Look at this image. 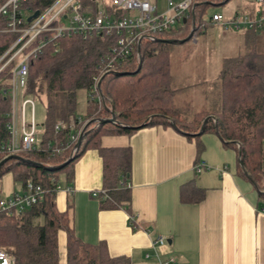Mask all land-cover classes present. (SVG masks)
Returning a JSON list of instances; mask_svg holds the SVG:
<instances>
[{"label":"trees","instance_id":"16d2710c","mask_svg":"<svg viewBox=\"0 0 264 264\" xmlns=\"http://www.w3.org/2000/svg\"><path fill=\"white\" fill-rule=\"evenodd\" d=\"M193 1L191 14L180 26L142 39L127 60L102 77L99 91L104 104L101 106L96 96L90 94L92 77L98 75L99 60L109 52L118 35H93L86 39L65 37L59 40L57 50L49 44L30 64L24 93L44 104L43 144L65 142L72 132L71 124L74 129L81 127L75 114L79 89L87 93L82 116V123L86 124L82 142L73 155L69 151L52 155L41 148L22 150L16 154L21 158L8 159L0 167V184L4 175L11 174L22 189L28 181L45 189L43 199L37 204L20 211L0 212V249L14 259V264H59L60 232L65 234V264H131L127 256H111L105 242L83 241L73 229L68 210L61 212L55 204L56 184L63 178L72 181L75 162L87 150L95 149L102 160V190L105 191L97 198L99 207H122L130 213V187L127 186L130 147L105 148L101 146L103 135H128L148 126L173 128L189 140L196 139L200 153L203 144L199 137L214 132L224 146L235 151L237 172L255 186L258 201L264 202V30H246L245 49L223 59L212 109L198 111L190 119L183 117L174 101L170 45L178 40H191L194 33H202L207 10L230 0ZM100 2L106 16L124 15L122 11L113 10L111 0ZM84 4L91 10L95 0H84ZM13 38L10 33H0V53ZM139 62L141 66L137 70ZM0 79L6 81L8 72ZM9 109V100L0 97V144L9 138L6 130ZM111 111L115 122H102L111 117ZM58 121H63L65 126L55 132ZM70 157L73 160L61 169L45 168L57 166ZM3 158L0 154V161ZM203 198L204 189L195 182L180 185L181 202L199 203Z\"/></svg>","mask_w":264,"mask_h":264},{"label":"crops","instance_id":"0c3cea01","mask_svg":"<svg viewBox=\"0 0 264 264\" xmlns=\"http://www.w3.org/2000/svg\"><path fill=\"white\" fill-rule=\"evenodd\" d=\"M149 1L163 12L169 0ZM235 1L224 4L232 6L227 15L221 14L258 15L254 0ZM224 31L222 48L227 55H222L221 65L223 59L245 49L248 37L246 30ZM199 140L203 144L200 153L196 139L189 140L173 128L148 126L128 135H103L105 148L130 147V213L122 207L101 209L92 196L102 190V160L95 149L75 162L72 181L59 180L73 192L57 190L56 207L68 210L73 229L83 241L105 242L111 256H127L131 264H157L151 244L159 234L167 238L159 254L173 257L172 264H264V202L258 201L255 186L237 172L232 148L224 146L214 132L202 134ZM200 162L206 167L193 170ZM6 175L14 184L12 175ZM188 181L204 189L199 203L180 201L179 187ZM4 192L11 195L8 186ZM58 243L59 264H65L64 232L59 233Z\"/></svg>","mask_w":264,"mask_h":264},{"label":"built area","instance_id":"2783aa9c","mask_svg":"<svg viewBox=\"0 0 264 264\" xmlns=\"http://www.w3.org/2000/svg\"><path fill=\"white\" fill-rule=\"evenodd\" d=\"M259 5L258 15L250 17L247 14L235 13L226 17L221 13H213L201 26L204 31L209 24L219 25L224 30H264V0H254ZM115 12H124L123 16H106V10L95 0L91 10L84 0H0V33H10L14 36L11 43L0 53V76L8 72V79H0V97L9 100L10 109L7 113L6 130L9 138L0 144V154L4 157L15 155L22 150L45 149L52 155H60L77 149L76 143L86 122L77 116L79 129L70 125L72 132L68 139L61 143L43 144L42 133L35 122V99L25 95L30 64L38 58L49 45L58 49L59 40L65 37L77 36L86 39L93 35H118L107 54L99 60L98 75L92 77L90 94L96 96L101 106L104 100L99 91L101 78L116 70V67L127 60L138 47L142 39L155 33L168 32L180 26L181 21L189 17L193 8V0L174 3L168 1L165 11L158 12L149 0H111ZM37 11L38 14L28 21V17ZM196 33L192 38L195 40ZM27 107H30V119L26 118ZM65 126L58 121L55 132ZM206 164L200 162L193 166L199 171ZM130 187V183H127ZM63 190L71 193L70 185L56 184L55 191ZM45 189L41 185L28 181L22 194L17 192L0 198V212L20 211L37 204L43 199ZM104 190L92 192L98 198ZM105 196V195H103ZM264 213V208L261 209ZM132 222V215L129 217ZM167 244V238L161 234L152 241L151 248L157 258V264H172L171 256L161 257L159 250ZM0 264H14V259L0 249Z\"/></svg>","mask_w":264,"mask_h":264},{"label":"rangeland","instance_id":"374dc122","mask_svg":"<svg viewBox=\"0 0 264 264\" xmlns=\"http://www.w3.org/2000/svg\"><path fill=\"white\" fill-rule=\"evenodd\" d=\"M235 0H232L234 2ZM162 0L161 3H164ZM236 2V1H235ZM232 3L228 5L211 6L204 19H208L214 12L227 15ZM158 12H160L158 10ZM224 30L218 25L206 28L202 33H198L195 39L198 43H193V38L184 43H172L170 45V73L174 89V101L182 116L188 119L201 110H210L213 107V99L218 88V72L221 69V57L227 55L222 48V36ZM189 60H184V59ZM87 93L85 89L76 92L75 114L82 117L85 113ZM29 108L26 110V116ZM45 108L44 104L35 101V121L39 132H43ZM5 183L7 185H5ZM10 189V194L23 193L19 183L12 182L9 175L1 179L0 198H6L4 189ZM256 191V190H255ZM42 222V218L39 219Z\"/></svg>","mask_w":264,"mask_h":264},{"label":"water","instance_id":"95a60500","mask_svg":"<svg viewBox=\"0 0 264 264\" xmlns=\"http://www.w3.org/2000/svg\"><path fill=\"white\" fill-rule=\"evenodd\" d=\"M226 1V0H225ZM224 1V2H225ZM223 2V3H224ZM38 14V12L37 11H35L33 14H32V16L31 17H28V21L32 18V17H34V16H36ZM185 21V20H184ZM192 35V32L190 33V35H189V37ZM164 41H166V42H173V41H176V39H164ZM179 42H182L183 40H178ZM140 66H141V62H139V64H138V67H137V70H139L140 69ZM136 70V71H137ZM102 79V78H101ZM99 122H101V121H99ZM102 122H115V116H114V113L111 111V117L110 118H108V119H105V120H102ZM202 131V128L200 129V131L198 132V133H200ZM82 138H83V131L80 133V135H79V138H78V141H77V143H76V147L78 148L79 147V145L81 144V142H82ZM11 158H21V157H19V156H17L16 154L15 155H10V156H7V157H4L1 161H0V167L2 166V164L5 162V161H7L8 159H11ZM73 160V157H70L69 159H67L66 161H64L63 163H61V164H59V165H57V166H54V167H45L46 169H48V170H53V169H61V168H63L64 166H66L69 162H71ZM28 162H30V163H32V164H35V165H37V166H43L42 164H40V163H36V162H32V161H28Z\"/></svg>","mask_w":264,"mask_h":264}]
</instances>
